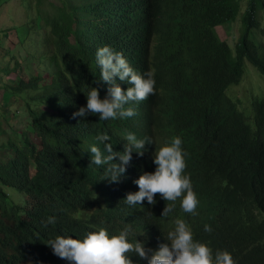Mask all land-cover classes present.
<instances>
[{
	"label": "trees",
	"instance_id": "16d2710c",
	"mask_svg": "<svg viewBox=\"0 0 264 264\" xmlns=\"http://www.w3.org/2000/svg\"><path fill=\"white\" fill-rule=\"evenodd\" d=\"M244 2L232 48L216 27L236 21ZM35 10L32 23L50 32L51 52L39 59L42 73L2 86L23 101L35 140L11 126L0 143L9 151H0V264H67L46 240L82 239L101 227L116 235L129 226L131 241L136 237L156 250L176 219L214 253L227 250L237 264H264V91L252 102L253 124L226 95L240 83L245 61L264 75V44L250 39L253 30L264 34V0H35ZM105 45L122 52L141 75L154 70L156 93L124 121L74 119L91 87H100L95 52ZM106 87H100L101 98ZM6 114L1 110L3 119ZM126 131L152 144L143 156L133 153L118 183L110 182L103 167L90 164L89 146L103 151L96 137L107 134L113 150L122 152ZM175 136L187 153L196 214L182 212L178 200L175 211L161 218L168 202L159 194L154 206L146 200L142 207L127 206L126 194L138 191L133 181L154 171L152 156ZM5 188L25 195L24 203L12 204ZM49 216L56 223L46 227ZM205 225L213 231L205 232ZM129 255L133 264H147Z\"/></svg>",
	"mask_w": 264,
	"mask_h": 264
},
{
	"label": "clouds",
	"instance_id": "9594fccd",
	"mask_svg": "<svg viewBox=\"0 0 264 264\" xmlns=\"http://www.w3.org/2000/svg\"><path fill=\"white\" fill-rule=\"evenodd\" d=\"M95 65L99 69V78L95 83L100 87L107 86L105 95L101 98L100 87H91L86 95V104L73 113L74 119L79 117L84 121L88 116H98L99 121H124L137 114L135 105L156 93L154 70L141 75L122 52L108 45L96 50ZM121 84L129 86L125 90ZM110 139L107 134L97 135L96 140L104 148L101 151L95 145L89 146L92 154L90 164L103 167L105 179L118 183L125 175L133 153L143 156L145 145L152 144V141L126 131L123 151L116 152ZM182 143V138L175 136L155 152L152 156L154 171L143 172L133 181L138 191L126 194L123 201L127 206L142 207L145 200L149 206H154L157 203L156 194H159L161 200L168 202L161 218H167L175 211L178 200L182 212L196 214L199 200L190 174L185 172L187 153ZM55 223L56 217L49 216L45 226ZM132 231L131 227L125 226L119 234L113 235L101 227L88 232L82 239L57 235L46 240L45 245L67 264H133L129 253L147 260V264H237L229 251L217 249L214 253L208 243L195 239L192 228L184 219L175 220L174 228L163 236L165 243L159 244L156 250L146 248L136 237L134 242L131 241ZM204 231L211 233L213 229L205 225Z\"/></svg>",
	"mask_w": 264,
	"mask_h": 264
},
{
	"label": "rangeland",
	"instance_id": "374dc122",
	"mask_svg": "<svg viewBox=\"0 0 264 264\" xmlns=\"http://www.w3.org/2000/svg\"><path fill=\"white\" fill-rule=\"evenodd\" d=\"M245 5V2L242 3L236 21L216 27L220 40L227 42L232 48L241 31L240 19L245 11ZM33 17L37 18L35 0H1L0 2V31L19 28L8 33H0V114L1 110H7L5 119L0 116V143L7 141L11 126L18 131H26L28 136H32L35 140L31 120L25 112L23 101L16 99L2 87L4 83H11L17 76L27 80L37 72L42 73L39 59L51 52L50 46L47 45L50 32L42 24L36 27L32 23ZM260 18L261 28L264 31V10L260 12ZM250 39L257 45L264 44V34L260 31L253 30ZM16 62L19 66H15ZM3 68H16V70H11L9 71L11 73L7 74L3 72ZM18 78L15 85L18 83ZM263 91L264 75L251 63L245 61L244 75L240 83L228 87L226 95L238 105L240 112L253 124L252 102L255 98L262 97ZM14 112L16 118L12 115ZM0 151L3 155L9 153L5 149ZM5 192L10 196L12 204L24 203L25 195L15 189L5 188Z\"/></svg>",
	"mask_w": 264,
	"mask_h": 264
}]
</instances>
